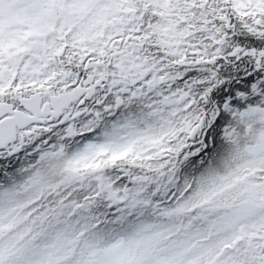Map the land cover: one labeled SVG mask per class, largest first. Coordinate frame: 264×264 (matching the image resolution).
<instances>
[{"label":"snow or ice","instance_id":"6c2138e0","mask_svg":"<svg viewBox=\"0 0 264 264\" xmlns=\"http://www.w3.org/2000/svg\"><path fill=\"white\" fill-rule=\"evenodd\" d=\"M0 264H264V0H0Z\"/></svg>","mask_w":264,"mask_h":264}]
</instances>
